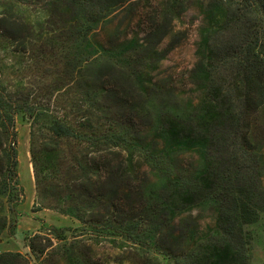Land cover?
<instances>
[{
	"label": "trees",
	"instance_id": "16d2710c",
	"mask_svg": "<svg viewBox=\"0 0 264 264\" xmlns=\"http://www.w3.org/2000/svg\"><path fill=\"white\" fill-rule=\"evenodd\" d=\"M127 1L0 0V233L6 227L13 232L17 219L22 188L15 124L21 115L30 117L36 193L52 208L129 241L155 264H250L256 227L264 222V187L250 170L264 167V137L256 144L250 123L243 122L241 157L228 151V142L241 113L248 120L264 111V0H209L202 8L207 26L193 70L202 95L187 111L159 114L151 139L133 129L131 115L115 112L128 104V92L107 84L109 68L100 66L105 59L139 65L121 74L133 73L143 87L146 59L135 53L136 37L117 47L93 40L100 23ZM38 4V16L29 20L23 8ZM216 34H229L224 53L210 42ZM56 51L60 66L51 61ZM225 58L217 70L213 63ZM230 94L240 101L237 111ZM190 150L198 158L185 175L175 165ZM110 154L122 160L105 164ZM141 164L154 173L151 182L119 184ZM197 204L214 210L213 225L201 235L195 216L176 220ZM0 264L30 262L18 251H4Z\"/></svg>",
	"mask_w": 264,
	"mask_h": 264
},
{
	"label": "rangeland",
	"instance_id": "374dc122",
	"mask_svg": "<svg viewBox=\"0 0 264 264\" xmlns=\"http://www.w3.org/2000/svg\"><path fill=\"white\" fill-rule=\"evenodd\" d=\"M208 2L209 0H129L100 23L93 34V40L108 47H117L136 37L138 47L135 53L146 59L142 69L143 77L141 76L143 87L133 73L129 78L125 77L127 74H121L122 69H127L126 73L141 69L139 65L125 66L105 59L100 62V66H107L111 70L106 71L107 84L116 89H126L128 92V104L123 109L116 106L115 112L120 114L121 110H124L126 114L131 115L136 125L133 129H139L147 139L153 137L151 128L159 114L167 115L169 111L174 110L187 111L202 95L199 76L193 70L200 59L198 44L201 32L207 26L202 8ZM39 7L38 4L28 9L23 8V14L29 16V20H34L38 16ZM228 35L216 34L210 42L219 52L224 53L230 39ZM6 61L8 65L9 61ZM51 61L62 65L59 51L53 53ZM219 62L223 64L228 61L225 58L213 63L218 67L217 70L221 67ZM231 66H226L225 79L230 80L233 75L232 69H229ZM8 72L11 70L7 69ZM218 74L216 78L219 80ZM230 98L237 111L241 107L239 99H235L233 94H230ZM263 112L259 110L248 120L241 113L236 133L228 142V151H234L235 157L242 155L238 146L240 135L245 128L243 122L250 123L248 131L251 139L256 141V144L261 143L264 137ZM30 127V117H17V173L22 190L16 205L17 219L13 232L6 227L0 233V253L18 251L28 257L30 264H69L67 260L73 261L74 264H155V260L149 256L145 258L141 250L129 241L95 232L94 229L83 226L73 216L52 208L45 200L40 199L36 193L30 162ZM197 158V152L184 151L178 156L175 168L188 175L186 170ZM119 160H122L120 156L110 154L104 161L105 164L108 161L116 164ZM261 162L264 164V155ZM136 168H139L136 175L121 176L119 184L134 181L141 183L146 177L152 181L155 175L146 165L141 164ZM120 171L121 169L117 171V175ZM250 171L259 175L256 179L264 187V167L257 165ZM260 202L264 205V199ZM189 214L195 216L200 235L213 225L214 210L211 206L194 205L179 212L176 220ZM186 220L193 224L192 218L187 217ZM146 221H150V218ZM58 229L62 230L63 237H57ZM256 232L257 235L251 244L250 264H264V222L256 227ZM40 248L43 249L42 252H39Z\"/></svg>",
	"mask_w": 264,
	"mask_h": 264
},
{
	"label": "water",
	"instance_id": "95a60500",
	"mask_svg": "<svg viewBox=\"0 0 264 264\" xmlns=\"http://www.w3.org/2000/svg\"><path fill=\"white\" fill-rule=\"evenodd\" d=\"M29 118V116H27Z\"/></svg>",
	"mask_w": 264,
	"mask_h": 264
}]
</instances>
